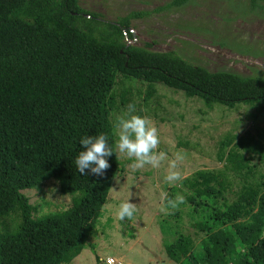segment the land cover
I'll return each mask as SVG.
<instances>
[{
	"label": "trees",
	"instance_id": "1",
	"mask_svg": "<svg viewBox=\"0 0 264 264\" xmlns=\"http://www.w3.org/2000/svg\"><path fill=\"white\" fill-rule=\"evenodd\" d=\"M190 1L172 0L158 10ZM247 3L248 12L264 14V0ZM143 16L100 19L80 0H0V264H70L82 252L123 170L115 117L129 104L142 116L158 83L208 107L264 109L263 74L212 71L174 51L126 43L131 21ZM100 133L114 151L110 167L103 176L81 174L80 140ZM217 158L223 167L195 171L168 195L184 196L168 208V218L180 224L187 206L192 226L206 236L200 249L165 221L162 231L173 235L166 253L177 264H264V133H228ZM49 180L72 202L38 215L24 190Z\"/></svg>",
	"mask_w": 264,
	"mask_h": 264
},
{
	"label": "rangeland",
	"instance_id": "2",
	"mask_svg": "<svg viewBox=\"0 0 264 264\" xmlns=\"http://www.w3.org/2000/svg\"><path fill=\"white\" fill-rule=\"evenodd\" d=\"M171 1L80 0V5L109 21H117L130 12H144L145 16L131 21L132 36L124 40L128 44H151V50L174 51L191 64L212 71L264 75V14L248 12L243 3L249 0H191L184 7L158 10ZM157 90L149 105L142 106V116L151 118L159 129L158 151H165L169 158L178 151L184 154L180 165L184 178L199 169L224 166L217 152L220 140L228 133H264V109L258 111L256 105L208 107L202 99L188 97L162 83L157 84ZM118 157L123 170L116 177L88 244L70 264H107L109 257L116 260L114 264H177L165 250V241L173 239L172 234L161 229L165 221L176 223L177 231L191 235L195 249H200L206 236L192 226L187 206L183 207L180 224L168 218V208L161 211L165 206L162 194L169 195L173 186L180 185L165 182L166 162L160 168L145 166L134 170L130 167L132 160L119 153ZM24 193L36 206L38 215L66 209L72 202V195L61 194L55 180ZM129 198L138 211L131 220L121 221L116 216L117 207ZM244 264L253 263L244 260Z\"/></svg>",
	"mask_w": 264,
	"mask_h": 264
},
{
	"label": "clouds",
	"instance_id": "3",
	"mask_svg": "<svg viewBox=\"0 0 264 264\" xmlns=\"http://www.w3.org/2000/svg\"><path fill=\"white\" fill-rule=\"evenodd\" d=\"M135 112V105L129 104L126 112L115 117L116 151L121 157L133 161L130 167L134 170L145 166L160 168L166 162L165 182L175 184L182 181L184 177L180 165L185 159L184 154L178 151L169 158L165 151H158L161 143L158 127L151 118ZM80 145L84 150L79 151L75 160L78 171L86 175V170H89L94 175L103 176L110 167L107 157L114 153L109 146L108 136L103 133L87 135L81 138ZM161 199L165 205L161 208L162 212L169 207L175 209L184 203V196L181 194L170 198L167 193H163ZM137 211V205L130 202L129 198L119 203L116 216L121 221L131 220Z\"/></svg>",
	"mask_w": 264,
	"mask_h": 264
},
{
	"label": "built area",
	"instance_id": "4",
	"mask_svg": "<svg viewBox=\"0 0 264 264\" xmlns=\"http://www.w3.org/2000/svg\"><path fill=\"white\" fill-rule=\"evenodd\" d=\"M106 262H107V264H114V263H117L116 260H115L113 257H109V258H107Z\"/></svg>",
	"mask_w": 264,
	"mask_h": 264
}]
</instances>
